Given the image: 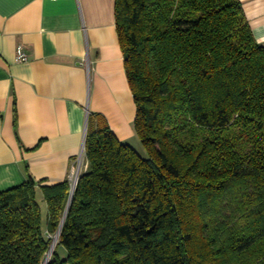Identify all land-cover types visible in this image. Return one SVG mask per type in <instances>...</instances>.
I'll return each mask as SVG.
<instances>
[{
    "label": "trees",
    "instance_id": "16d2710c",
    "mask_svg": "<svg viewBox=\"0 0 264 264\" xmlns=\"http://www.w3.org/2000/svg\"><path fill=\"white\" fill-rule=\"evenodd\" d=\"M114 10L147 158L89 117L87 168L46 264H264V46L242 3ZM69 198V181L30 176L0 192V264H44Z\"/></svg>",
    "mask_w": 264,
    "mask_h": 264
},
{
    "label": "crops",
    "instance_id": "0c3cea01",
    "mask_svg": "<svg viewBox=\"0 0 264 264\" xmlns=\"http://www.w3.org/2000/svg\"><path fill=\"white\" fill-rule=\"evenodd\" d=\"M239 1L264 46V0ZM114 8L115 0H0V192L29 176L41 186L69 181L90 116L122 143L137 138ZM19 47L26 62L16 60Z\"/></svg>",
    "mask_w": 264,
    "mask_h": 264
},
{
    "label": "built area",
    "instance_id": "2783aa9c",
    "mask_svg": "<svg viewBox=\"0 0 264 264\" xmlns=\"http://www.w3.org/2000/svg\"><path fill=\"white\" fill-rule=\"evenodd\" d=\"M16 53H17L16 60L18 62H26L28 60L27 56L25 55L21 47L17 49ZM84 155H85V152H84V148L82 147L78 155L77 161H76V166L73 168L71 175H70V180H69L70 186H73V187L76 186L79 176L86 168V166H82L83 165L82 163L84 162L83 160L85 159Z\"/></svg>",
    "mask_w": 264,
    "mask_h": 264
},
{
    "label": "rangeland",
    "instance_id": "374dc122",
    "mask_svg": "<svg viewBox=\"0 0 264 264\" xmlns=\"http://www.w3.org/2000/svg\"><path fill=\"white\" fill-rule=\"evenodd\" d=\"M123 143L129 145L130 147H132L143 158H147V154H146L145 150L143 149V146H142L140 140L138 139V137L135 138L133 141L123 142ZM84 152H85V150H84ZM84 157H85V155H84ZM83 161L84 162L82 163L83 164L82 166H86V168H87L86 160L84 159ZM86 168L84 169V171L86 170ZM74 188H73V186H70V192H71V189H74ZM41 207H42L41 208V211H42V224H43V226H45L47 209H46L45 204H42V203H41ZM47 237H49V238H51L53 240L55 238V235H53V236L48 235ZM59 255H60L61 258H63L66 255L65 250L63 248L59 249Z\"/></svg>",
    "mask_w": 264,
    "mask_h": 264
},
{
    "label": "water",
    "instance_id": "95a60500",
    "mask_svg": "<svg viewBox=\"0 0 264 264\" xmlns=\"http://www.w3.org/2000/svg\"><path fill=\"white\" fill-rule=\"evenodd\" d=\"M84 143H85V141H84ZM83 148H84V145H83ZM73 188H74V187H73ZM73 191H74V189H71V192H70V198H69V201H68V205H67V207H66L65 214H64V217H63V219H62V221H61V224H60V226H59V229H58V231H57V233H56V235H55V239H57L58 236H59V234H60V230H61L62 224H63V222H64V219H65V216H66V213H67V210H68V206H69V203H70L71 198H72ZM52 244H53V242H52ZM52 244H51V247H52ZM51 247H50V249H51ZM49 251H50V250H49ZM48 253H49V252H48ZM47 262H48V261H44V264H46Z\"/></svg>",
    "mask_w": 264,
    "mask_h": 264
},
{
    "label": "bare ground",
    "instance_id": "6f19581e",
    "mask_svg": "<svg viewBox=\"0 0 264 264\" xmlns=\"http://www.w3.org/2000/svg\"><path fill=\"white\" fill-rule=\"evenodd\" d=\"M56 240L57 239H53V244H52V247H51V249H50V251H49V253L47 254V256H46V259H45V261H47L48 260V258H49V256H50V252L52 251V249H53V247H54V245H55V243H56Z\"/></svg>",
    "mask_w": 264,
    "mask_h": 264
}]
</instances>
